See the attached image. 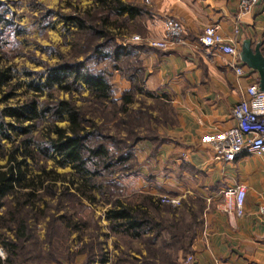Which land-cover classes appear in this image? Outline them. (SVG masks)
<instances>
[{
	"label": "trees",
	"instance_id": "trees-1",
	"mask_svg": "<svg viewBox=\"0 0 264 264\" xmlns=\"http://www.w3.org/2000/svg\"><path fill=\"white\" fill-rule=\"evenodd\" d=\"M144 12L142 5L124 0H93V5L82 12L63 15L66 28L68 23H72L75 34L84 40L71 45V48L79 49L83 58L78 60L79 54L73 53L69 59L60 57V61L53 65L44 64V69L36 73V79L27 83V87L32 90L30 97L23 102L0 107V159L6 160L0 166V244L7 253L3 261L0 259V264H15L13 260L20 258L18 251L25 248L21 245L31 240L29 213L43 216L48 210L46 201L42 208L38 207V201H43L47 194L51 196L55 177L61 178L52 169H45L49 158L56 155L59 167L69 166L73 170L79 181L74 190L90 202L94 200L91 184L96 188L102 187L95 183V179L103 174H111L114 170L129 171L135 165L134 151L138 140L130 125L132 114L129 107L138 92L156 96L143 86L144 68L139 56L144 46L118 43L110 27L126 28L128 23L136 22ZM12 19L7 3L0 0V101L13 97L22 84L15 79L16 71L10 61L13 56L5 52L7 47L12 46L10 42L17 43V23ZM25 74L30 76V71ZM114 76L129 84L121 92L119 100L114 98ZM52 89L68 94L87 91L88 96L83 101H88L92 110L87 111L83 105L77 106L70 99L57 98ZM45 90L46 98L40 101L39 96ZM105 109L110 110L113 123L131 127L127 131L128 139L122 140L102 132L94 112L103 113ZM60 122H66V126L59 127ZM39 127L41 132L33 135ZM146 139L153 143L161 140L153 137ZM106 184L112 185V189L117 187L113 179L106 181ZM62 191L70 201H76L77 206L82 205L75 192H68V187ZM138 194L137 202H126L118 196L108 195L111 202L107 211L110 231L140 240L146 235L144 240L149 254L160 253V250L153 249L157 238L163 245L181 242L179 249L186 251L199 224L193 222L185 235L176 236L169 227L163 225L162 220H156L150 213V210L154 214L160 211L154 196ZM8 198L11 202L7 205L5 199ZM73 211H77L76 207ZM59 219L69 232H82L86 226L83 222L77 223L65 212ZM6 232L12 236L6 235ZM187 234H190L189 237ZM101 262H105V258ZM171 262L175 264L174 260Z\"/></svg>",
	"mask_w": 264,
	"mask_h": 264
},
{
	"label": "crops",
	"instance_id": "crops-1",
	"mask_svg": "<svg viewBox=\"0 0 264 264\" xmlns=\"http://www.w3.org/2000/svg\"><path fill=\"white\" fill-rule=\"evenodd\" d=\"M127 1L144 7L138 17L142 38L165 40L167 19L180 27L178 41L166 49L143 45L139 56L144 88L168 105L173 121L157 129L160 141L135 146L136 191L179 199L192 195L206 203L190 245L192 264H264V156L215 160L201 141L208 132L233 125L232 108L248 98L246 89L258 86L259 76L240 58L235 63L243 73L237 75L232 56L200 42L204 28L217 24L219 34L238 50L249 39L252 46L260 43L264 55V0L248 12L239 10L241 0ZM235 184L246 186L241 217L221 209V191ZM185 258L180 264H189Z\"/></svg>",
	"mask_w": 264,
	"mask_h": 264
},
{
	"label": "rangeland",
	"instance_id": "rangeland-1",
	"mask_svg": "<svg viewBox=\"0 0 264 264\" xmlns=\"http://www.w3.org/2000/svg\"><path fill=\"white\" fill-rule=\"evenodd\" d=\"M1 1L7 3L12 13V20L17 23L15 34L17 43L10 42L12 46L9 48L6 46L5 52L13 56L10 61L11 66L16 71L14 73L15 79L22 84L15 91L13 97L8 98L6 101H0V107L5 104L14 105L16 102H23L30 97L32 90L27 87V83L32 79H36V73H40L44 69V64L53 65L60 61V57L69 59L73 56V53L79 54V49L77 47L71 48V45L81 43L83 38L78 37L77 33L75 34L72 23H68L66 28L62 16L77 14L93 5V0ZM124 1L128 2L127 0ZM7 18H9V15H7ZM126 26V28L119 29L110 27L116 41L126 46L130 43L140 44V42L137 43L131 40L135 35L139 37L142 35L143 27L140 19L137 18L136 22H130ZM14 48H16L15 50L21 48L22 50L13 53L15 50L12 52V49ZM82 58L83 55L79 54L77 56L78 60ZM28 71H30V76L25 74ZM112 81L115 90L114 98L119 100L121 92L124 90L121 82L125 80L114 76ZM52 93L59 99H70L77 106L83 105L87 111L92 110V106L89 105L88 101H83L88 96V92L85 90L80 93L72 92V94H68L52 89ZM45 98L46 90L39 96V100L43 101ZM129 112L132 114L130 125L134 129V135H136L138 143L147 141L146 138L161 139L157 129L173 121V114L170 112L168 105L163 100H159L158 97L148 96L145 93L139 94L138 92L134 95ZM94 113L97 115L95 120L97 124L101 125L102 132L122 140L128 139L127 131L131 127L113 123L110 110L105 109L103 113L96 110ZM134 113L136 116H134ZM58 126L65 127L66 122H60ZM40 128H38V131H34L33 135L41 132ZM134 153L136 156L135 151ZM58 160L59 158L54 155L46 161L45 169H52L61 178L55 177L56 181L51 196L47 194L43 197V201H38V207L40 208L44 206V201L47 202L48 210L45 214L42 216L29 213L28 223L31 240H27L26 245H21L25 248L18 251L20 258L13 260L15 264H172L171 261L173 260L175 264H180L181 259L190 254L191 247L186 248V251H182L179 249L181 242H176L173 245H163L158 238L153 244V249L160 250V253L149 254L144 240L146 235L140 240L110 231L107 219V211L111 203L109 197L115 195L126 202H137L139 200V192L135 189V181L138 177L137 157L135 165L129 171L119 172L114 170L111 174L106 176L103 174L104 177L95 179V183L102 185V187L96 188L91 184V193L94 195V200L91 202L74 190L79 183L75 177L76 175H74L75 173L69 166L59 167L57 165ZM5 161V159H0V166L4 165ZM32 172L37 173V171ZM50 177L52 179V176ZM112 179L113 182L117 183V187L113 189L112 185L106 184V181ZM66 187H68V192L77 194L78 201H81L82 205L77 206L76 201H70L67 198L68 196L62 194V190ZM158 197L154 198L159 204L160 211L154 214L150 210V213L154 215L156 220H162L163 225L169 227L176 236L186 234L187 228L193 222L199 224L197 227L200 226V213L207 208L202 199L190 195V197L184 199L180 198L178 205L171 206L160 204ZM5 201L8 205L11 199L8 198ZM75 207L76 212L73 211ZM63 212L71 215L77 223H85L86 226L81 230L82 232H69V229L59 219ZM6 233L8 236H12L10 232ZM189 235L187 234L188 237ZM0 253V259L3 261L7 253L1 244ZM47 255H50V257ZM51 256L55 260H52ZM102 258H105L103 263L101 262ZM118 261L119 263H117Z\"/></svg>",
	"mask_w": 264,
	"mask_h": 264
},
{
	"label": "built area",
	"instance_id": "built-area-1",
	"mask_svg": "<svg viewBox=\"0 0 264 264\" xmlns=\"http://www.w3.org/2000/svg\"><path fill=\"white\" fill-rule=\"evenodd\" d=\"M257 1L241 0L239 10L248 12ZM166 28L165 40L142 39L138 35L133 36L131 40L140 42L142 45L166 49L178 41L180 27L173 19H167ZM200 42L206 47H216L221 52L232 56L235 61L231 63V67L237 75L243 73V66L235 63L239 58V50L219 34L217 24H210L204 28ZM246 93L248 98L241 99L231 110L233 125L226 129L212 130L201 139L202 143L209 146L213 151L215 160L233 162L244 153L255 157L264 156V92L260 91L257 85H250L246 89ZM245 194L246 186L244 184H235L224 188L221 191L222 211L228 214L234 213L237 217H241L244 213ZM158 202L175 206L180 203V199L161 195L158 197ZM193 261L192 255L185 258V263L192 264Z\"/></svg>",
	"mask_w": 264,
	"mask_h": 264
},
{
	"label": "water",
	"instance_id": "water-1",
	"mask_svg": "<svg viewBox=\"0 0 264 264\" xmlns=\"http://www.w3.org/2000/svg\"><path fill=\"white\" fill-rule=\"evenodd\" d=\"M239 58L248 68L257 71L258 89L264 92V55L260 49V43L252 46L249 39L241 42Z\"/></svg>",
	"mask_w": 264,
	"mask_h": 264
}]
</instances>
